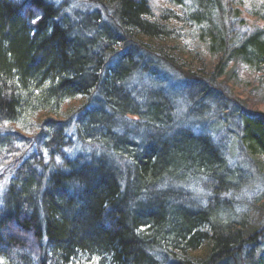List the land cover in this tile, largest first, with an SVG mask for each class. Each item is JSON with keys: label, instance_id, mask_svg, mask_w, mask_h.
<instances>
[{"label": "trees", "instance_id": "obj_1", "mask_svg": "<svg viewBox=\"0 0 264 264\" xmlns=\"http://www.w3.org/2000/svg\"><path fill=\"white\" fill-rule=\"evenodd\" d=\"M156 1L0 0V169L11 175L0 197V264H70L79 253L97 264H264V221L221 223L213 203L221 205L222 185L209 207L194 212L159 195L158 205L142 203L143 186L186 161L214 172L222 159L208 137L179 129L165 144L143 140L125 173L103 156L80 163L63 155L71 135L82 143L89 124L140 118L141 104L143 128L168 126L178 110L170 93L134 98L127 85L148 70L153 78L155 66L183 77L187 105L217 98L241 68L258 76L250 92L264 100V0H163L172 8L160 9ZM74 3L92 11L75 14ZM247 6L252 26L242 21ZM188 26L216 62L205 78L182 71L180 57H190L184 44L174 47L177 57L154 45L188 40L179 35ZM75 98L81 107L63 117ZM233 108L245 150L264 158V113Z\"/></svg>", "mask_w": 264, "mask_h": 264}, {"label": "rangeland", "instance_id": "obj_2", "mask_svg": "<svg viewBox=\"0 0 264 264\" xmlns=\"http://www.w3.org/2000/svg\"><path fill=\"white\" fill-rule=\"evenodd\" d=\"M80 4L74 3L70 5V9L80 15L92 11L88 4ZM156 5L159 9L172 8L163 0H157ZM250 12L251 8L247 6L246 16H243L242 21H248L251 25L253 19L250 17ZM198 33L194 26L185 27L184 30L183 28L181 30L180 27L179 35L186 34L188 40L179 39L174 44L155 41L154 45L163 47L166 53L177 57L175 53L178 52V49L173 51L174 47L177 48L184 44V51L190 57L187 55L180 57L179 65L182 67V71L205 78L214 68L216 62L210 56L208 47L198 44ZM115 48L122 53L128 49L123 44H119ZM133 58L137 60V56ZM155 67L157 70L153 78L148 75L153 74L150 70L146 71V74L135 73L136 75L128 80L127 85L130 91L135 92L134 98L145 97L156 89H162L166 94L170 93V98L178 110L176 113L173 109L170 112V117H172L168 126L158 127L160 130H156L155 127L143 128L145 110L141 104L137 106L140 118L138 115L114 117L110 128L105 125L94 127V125L84 123L85 127L87 125L85 128L88 134L87 139L81 143L77 135H71L66 140V147L61 149L63 155L80 163L90 162L91 158L103 156L119 171L125 173L127 169L129 171L132 169L131 162L134 159L133 156L137 154L135 150L137 148H139V152L143 150V140L150 142L158 138L159 142L165 144L166 139L177 133L179 129L183 133L189 131L195 136L208 137L219 158L222 159V163L219 164L218 160L214 164V172L206 173L204 167L195 168L198 164H195L194 160L193 162L192 160L191 162L186 161L181 168L168 171L158 183L143 186L140 193L142 203L158 205L155 202L159 200V195L165 205H176L194 212L199 208L207 207L209 202L213 201L212 198L217 195L213 189H219L222 185V189L226 188V192L219 196L222 197L221 205L218 202L213 203L218 206L216 215L221 223L242 221L246 227L253 228L258 221H264V210L262 209L264 205V176L261 170H264V158L252 157L247 153L241 142V124L233 113L236 103L244 106L247 110L264 113V100L254 97L250 92L255 82L258 81V76L255 78L253 73L241 68L238 78L226 80L223 86L218 88L221 94H217V98L210 97L203 103L195 104V102L187 105L188 99L184 93L186 87L181 84L183 77L166 67ZM82 103L81 98L68 101L62 109L63 113L67 112L66 116L63 114V117H67L71 110L79 109ZM93 105L90 102L85 105L84 109ZM175 114L179 116V120L175 118ZM121 120L123 122H120ZM118 122L121 124L119 125ZM94 132L108 136V141L92 143L90 137ZM115 146L117 148H114ZM10 176L9 170L0 169V197L1 191L6 188L11 178ZM98 261V258L79 253L70 264H97Z\"/></svg>", "mask_w": 264, "mask_h": 264}, {"label": "snow or ice", "instance_id": "obj_3", "mask_svg": "<svg viewBox=\"0 0 264 264\" xmlns=\"http://www.w3.org/2000/svg\"><path fill=\"white\" fill-rule=\"evenodd\" d=\"M33 23H35V21H33Z\"/></svg>", "mask_w": 264, "mask_h": 264}]
</instances>
